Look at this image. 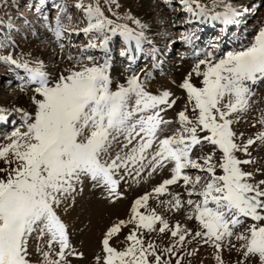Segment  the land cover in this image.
<instances>
[{
    "label": "snow or ice",
    "instance_id": "obj_1",
    "mask_svg": "<svg viewBox=\"0 0 264 264\" xmlns=\"http://www.w3.org/2000/svg\"><path fill=\"white\" fill-rule=\"evenodd\" d=\"M225 8L224 13L213 19L222 16L223 23H231L238 13L230 4ZM85 11L89 19L88 27L83 29L85 33L102 32L112 24L104 18L99 6H89ZM57 24L56 35L59 36V21ZM117 28L138 41V35L134 37L126 26L117 25L110 30L115 33ZM0 60L17 63L11 56L0 57ZM201 65L205 66L203 71ZM18 66L30 73V82L39 84L35 91L40 98H33L34 115L23 113L26 130L13 131L10 142L0 146V162L8 165L0 167V173L4 174L0 175V264H32L29 245L34 235L36 251L43 257L40 264H69L66 255L76 253H66L70 248L69 236L56 207L76 190L81 178H90L95 186L115 193L119 180L114 177L120 170L126 175L135 171L139 176L145 167L155 171L166 165H170L171 177L164 179L153 192L164 195L168 186L182 180L185 186H191L189 196L202 197L196 203L192 199L186 201L191 208L188 219H195L203 229L196 231L195 237H206L205 243L211 242L220 249L219 242L233 236V229L244 223L241 218H251L261 223L249 226L247 234H235L236 239L243 241L240 248L245 261L256 257L257 264H264V180L248 182L252 173L243 171L240 166L253 161L241 160L235 153L247 154L254 140L249 138L246 143L238 144L232 127L250 107L253 86L264 84V27L249 46L228 52L219 59L209 53V59L199 61L193 72L202 77L201 86L191 82V74L180 84L191 105V118L187 108L179 111V128L164 138H160V133L172 121L165 120L160 113L176 103L169 101L171 93L168 91L152 95L144 90L135 75L128 78L127 86L113 91L109 87L107 61L70 70L51 85L39 67ZM259 123L264 125V113ZM256 139L264 142V131ZM205 144L211 145L213 151L219 150L218 165L212 163L211 153L199 157L202 164L192 158L196 149H203ZM217 166L222 175L216 174ZM186 169L208 174L209 178L198 192L201 176L193 178ZM149 198L150 194H145L136 199L130 218L113 224L103 234L104 255L98 258L101 264H152L149 257H154L155 264H161L155 245L148 242L145 247L142 235H138L141 229L154 231L157 222L161 233L169 228L167 220L155 210L147 215L140 211L147 208ZM163 203L177 209L182 206L178 195ZM129 224L135 225L125 237L130 243L123 250H117L110 241ZM187 233V229L181 233L179 225L171 231L173 237L178 236V242H183ZM42 245L48 250H43ZM56 246L58 259H51L50 253ZM166 251L172 252V248ZM215 258L222 264L220 256Z\"/></svg>",
    "mask_w": 264,
    "mask_h": 264
},
{
    "label": "rangeland",
    "instance_id": "obj_2",
    "mask_svg": "<svg viewBox=\"0 0 264 264\" xmlns=\"http://www.w3.org/2000/svg\"><path fill=\"white\" fill-rule=\"evenodd\" d=\"M77 4H81L82 7H76ZM183 4H185L184 0H0V57L11 56L17 62L12 64L0 60V116L4 117V119H0V146L10 142L9 138L13 131L17 129L26 130L23 113L27 112L30 116L34 115L33 98H40L35 91L39 84L30 82V73L18 65L27 64L30 69L39 67L45 73L50 85L54 84L61 75H67L71 69L79 70L82 65L103 64L104 55L101 49L104 50L103 45L107 44V41H110L112 50L107 52L109 57H117L114 55H119L126 50L124 37L126 38L127 35L122 34L119 28L115 33L110 30L117 25L126 26L135 36L138 35L139 42L142 41L141 44H143L142 47L140 44L141 49L149 52L151 47L149 43V46L146 45V41L150 42L151 37L148 34L139 35L140 33L136 32L143 29L147 12H149L150 21L153 20L156 23L166 25L165 30L171 32L169 36L178 35V33L182 35L183 30L188 29L183 20L186 15H178ZM229 4L235 8L237 13L246 14L245 25L238 32L239 34L235 28L229 30L228 33L233 37L228 41H224L225 38L221 39L223 35L220 37L221 42L231 43V46L213 56L214 59L223 58L228 52L241 50L253 42L252 40L260 28L264 27V0H187L185 4L194 11L203 9L202 13L210 16V18L212 15L217 16L224 13L226 11L225 5ZM89 6H99L104 18L111 20L112 24L108 25L102 32L92 30L85 33L83 29L87 28L89 24L85 9ZM166 16L171 19V26H167ZM57 21H59V36L56 35ZM92 22L94 23L95 20L93 19ZM250 29L252 32L249 31ZM162 35L165 34L158 33V36ZM238 35H240L239 38H244L245 42L235 45L233 40L235 42ZM165 40L167 39L163 40L162 49L172 52L170 58L180 60L181 58L178 57L185 56V48L182 47L183 44L180 39L176 42ZM172 42L174 44H171ZM90 44H95L96 47H89ZM214 48L215 46L203 47L206 53L215 52ZM141 49L143 54L144 50ZM197 49L194 47L192 52H196ZM186 51L191 53L189 48ZM88 57L92 59L89 60ZM118 57L120 58L121 55ZM118 57L115 59L117 62ZM204 57L205 55H197L194 60H192L193 57H186L182 63L184 79L191 74V82L197 86H201L199 82L202 77H197L193 68ZM140 58L142 63L146 56ZM115 63L113 61V64ZM204 67L201 65V71ZM127 69L131 70V68ZM125 70H121L120 73H125ZM137 72L138 70L135 72L126 71V74H121L109 87L115 91L119 86H127L128 78L133 75L138 77ZM159 77L161 76L155 78ZM138 79L144 90L152 95H159L166 91L159 86L155 79L154 81L149 79L145 81L139 77ZM122 80H124L123 83L119 84ZM181 83L179 82L178 88L169 97L170 102L174 100L176 103L160 113L163 118L164 114L167 113L174 115V118L169 116L168 120L172 121V124L164 130L166 132L161 133L160 138L164 133L171 135L173 131L179 128L177 117L179 111L187 108L191 118V105L188 103L186 91L180 88ZM252 90L253 96L250 98V107L246 112L240 114L239 120L232 127L237 133L236 142L238 144L246 143L249 138L254 140L253 145L249 146L247 154L238 151L235 155L241 160L253 161L240 167L243 171L252 173L248 182L258 183L260 180H264V142L256 139V136L264 131V125L259 123L262 113H264V84L253 86ZM21 98H24L26 102L18 101ZM17 109L22 111H17ZM149 151L151 152L152 149ZM210 153L213 155L212 163L218 165L221 154L218 149L213 151L211 145L205 144L203 149L197 148L192 158L197 159L202 164L203 160L199 157ZM112 154H115V148ZM0 167L7 168L8 165L0 162ZM185 172L193 178L197 175L201 176V184L197 185V192L209 178L206 172L196 169H186ZM216 174H223L218 166ZM0 175L4 174L0 173ZM121 176L123 179H120ZM170 177V165L157 168L155 171L145 167L139 176L136 175L135 171H132L131 175H126L123 170H120L114 177L119 180L115 193H110L103 186H95L90 178L82 177L81 181L76 184V190L56 207L57 214L65 223L69 236L70 248L66 250V253H76L75 255H66L69 264H101V260L98 258L104 255L101 244L103 234L120 220H128L131 216L133 202L145 194H150L148 205L147 208H141L140 211L147 215L151 210H155L156 214L167 220L169 225L164 233L159 231V222L154 226V231L147 232V230L141 229L138 233V235H142L145 247L148 242L155 245V254L161 256V264H177L178 261L179 264H219L215 258L217 255L220 256L222 264H240L241 261H245L242 255L243 249L240 248L243 241L237 240L235 234H247L246 229L249 226L261 222L252 221L251 218H241L244 223L235 227L238 231L233 229V232L236 233L220 241L221 247L217 249L213 243L204 242L206 237H195L194 235L196 231L203 229L198 221L188 219L191 208L186 201L192 199L196 203L202 197L196 194L189 196L190 185L185 186L181 180L177 184L168 186V192L164 195L153 192V189L159 186L164 179ZM173 195H178L181 200L182 206L178 209L173 208L171 204L163 203L164 201H171ZM177 225L180 226L181 233L184 229L188 230L183 242H178V236L173 237L171 235V231L175 230ZM134 229V224L122 227L120 233L110 241V245L117 250H123L130 243L125 240V237ZM36 247L37 239L34 235L29 245V250L32 253V264H40L43 260L40 252L36 251ZM41 247L43 250H48L43 245ZM169 247L172 248V252L166 251ZM56 251H58V246L50 253L51 259H58L55 255ZM149 259L152 260V264H155L154 257H149ZM245 264H257V258L251 257L245 261Z\"/></svg>",
    "mask_w": 264,
    "mask_h": 264
},
{
    "label": "bare ground",
    "instance_id": "obj_3",
    "mask_svg": "<svg viewBox=\"0 0 264 264\" xmlns=\"http://www.w3.org/2000/svg\"><path fill=\"white\" fill-rule=\"evenodd\" d=\"M186 4V3H185ZM183 4V6L181 7L180 12L178 13V15H183L185 14L186 16H184V22H185V26L188 27L187 30H183L182 35H178L177 34H172V36H169V34H171V32H169L168 30H165L167 27L165 24L163 23H156L153 20H149L148 15L149 12H147V19L144 22V26L142 30H138L136 31L137 33H142V35L144 34H148L151 37L150 42L147 40V44H150V51L147 52L144 49H141L142 45V41L139 42V40L137 41L136 38H129L128 36L125 38V43H126V50H124L122 53H124L123 55H121V53L119 55H114V56H120L121 55V59L118 57V62L115 60L117 59V57H113V56H108L107 52L112 51L110 46V41H107V44L103 45L105 48L103 50V48L101 49L104 57L102 58L103 63L105 61L108 62V67H107V74L110 78L111 83H113L115 81V79L119 78L121 76V74H126V71L129 72H135L138 70V77L142 80H153L155 79V81H157V83H159V86H161L164 90L169 91L170 93H173L174 91H176V88H178L179 86V82H183L184 81V75L182 74V63L185 61L186 57L192 58V60H194V57H197V55H205V57L202 60H206L209 59V53L212 54V58L213 56H215L217 53H221L225 48L231 46V43L228 44V42L224 43V41H228L230 40L231 37H233V35L230 36V34L228 33L229 30H231L232 28L236 29L237 34H239L238 32H240V30L242 28H244L243 26L245 25V21H246V14L245 13H238L236 16H234L232 18V22L225 24L223 23V17L221 16L219 19H213V16L210 18V16L204 15V13H202L201 11H194L188 10V7ZM143 8V7H142ZM141 8V9H142ZM187 17V18H186ZM186 18V20H185ZM165 22H167V26L170 25L171 26V19L166 16L165 18ZM196 22V23H195ZM163 30V31H160ZM173 31V30H171ZM218 31L217 33H214ZM249 31L252 32V29H250ZM161 32L162 34H165L163 37L162 36H158V33ZM255 32V31H254ZM174 33V32H173ZM214 33V34H213ZM223 35V36H222ZM241 35V34H240ZM240 35H238V39L233 43L235 45H239L242 44L243 42H245L244 38H239ZM133 36L135 37V35L133 34ZM180 36V38H179ZM222 36L221 39H224V41L221 42L220 37ZM242 36V35H241ZM182 37V38H181ZM173 38V39H171ZM177 38V40H175ZM167 39L168 41H173L176 42L178 41V39L181 40L182 44H183V48H185V56L184 57H178L181 58L179 59H172L170 58V54L172 52H170V50H164L162 49V43L163 40ZM165 40V41H167ZM184 40V41H183ZM253 41V40H252ZM145 42V43H146ZM171 44H174V43ZM141 44V47H140ZM102 46V47H103ZM149 46V45H148ZM173 47L175 45H172ZM214 47L215 52H209L206 53V51L204 52L205 49H203V47ZM198 48L197 51H193V48ZM144 50V53L142 54V51ZM154 48V49H153ZM187 48L191 49V53L187 50ZM174 50V49H173ZM39 52V51H38ZM41 53V52H40ZM112 54V52H111ZM142 55V56H141ZM107 56V57H106ZM146 56V59L144 61H142L141 63V58ZM141 59V60H140ZM173 60V61H172ZM182 60V61H181ZM113 61H115L116 63L113 64ZM122 61V63H121ZM125 63V64H123ZM127 64V65H126ZM72 67V66H70ZM127 68H131V70H128ZM126 69V70H125ZM72 70V69H71ZM121 70H125V73H120ZM135 70V71H134ZM68 72V70H67ZM156 76H161L159 78H155ZM125 80V79H124ZM122 80L119 84H122L123 81ZM196 80V79H195ZM110 83V84H111ZM116 83V82H115ZM18 101L24 103L26 102L24 98L18 99ZM164 112V111H163ZM169 116L174 118V115H172V113H167L164 114V119L168 120ZM169 121V120H168ZM170 126H168L169 128ZM167 129V127L165 128ZM166 132V131H164ZM166 134L164 133V135H162L161 138H164ZM161 136V133H160ZM235 229V228H234ZM240 229V228H239ZM236 230V229H235ZM234 230V231H235ZM238 230H236L237 232ZM234 232V234L236 233ZM239 245V244H238ZM237 247V246H236ZM229 250V249H228ZM232 253V252H231Z\"/></svg>",
    "mask_w": 264,
    "mask_h": 264
}]
</instances>
